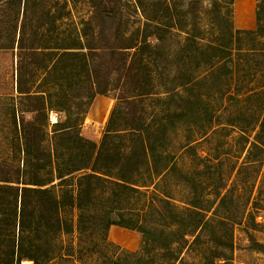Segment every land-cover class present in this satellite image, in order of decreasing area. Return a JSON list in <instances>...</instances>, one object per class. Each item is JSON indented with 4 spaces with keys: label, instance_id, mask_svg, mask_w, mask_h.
Masks as SVG:
<instances>
[{
    "label": "rangeland",
    "instance_id": "rangeland-1",
    "mask_svg": "<svg viewBox=\"0 0 264 264\" xmlns=\"http://www.w3.org/2000/svg\"><path fill=\"white\" fill-rule=\"evenodd\" d=\"M8 1L0 0V172L7 169L12 174L17 165H22L23 158L22 141L14 121L18 122L20 115L29 119V106L34 103L27 101L21 91L45 88L38 85L43 71L35 68L31 56H25L20 35L25 48L73 45L77 40L86 44L97 42L91 36L94 24L90 22L88 0H28L24 10L21 7L19 11ZM188 1L121 0L111 30L118 33L126 27L128 34L137 28L150 31V21L152 25L155 20L166 24L169 20L165 4L172 13L174 9L181 11L174 15V22L188 30L190 13H183ZM257 3L258 0H214L212 4L211 0H201L193 7L199 36L205 42L209 36L220 35L218 42L225 44L223 35L227 36L230 28L254 29ZM162 34L166 35L163 40L148 37L151 46L164 43L169 51L183 42L184 32L179 30ZM241 36V49L231 50V61L225 60L231 65V72L219 68L220 65L209 70L200 65L198 72H192L200 75L201 82L195 91L201 93L200 101L184 92L183 98L175 97L176 101L165 99L162 81L169 84L175 72L168 69L169 74L162 76L156 68L155 53L151 54L148 73L152 76V88L158 93L137 102V107L150 121L164 119L167 110L172 114L175 105L183 109L172 114L165 139L159 143L160 152L168 153L167 167L155 175L147 173L146 168L137 172V184L147 186H141L139 192H129L123 202L133 218H139L141 210H147L149 200L154 201L156 209L158 199L169 201L170 206L159 208V213L155 211L149 221L157 225L164 221L165 229L172 230L175 241L171 248L178 255L173 264H209L212 258L215 264H264V252L253 247L254 241L264 244V36ZM199 41L203 43L200 38ZM251 47L255 51H249ZM218 54L227 56L226 51ZM143 78L136 84L113 83L115 89L97 94L80 121L81 135L98 145L116 103L115 96L128 95L134 88L139 90ZM178 112L183 113L182 117ZM59 114L53 110L48 113L49 125ZM45 129L51 133L50 126ZM76 176L77 173L68 177L73 190ZM167 209L175 214L169 216ZM189 210L202 212L210 223L183 235L192 228L188 224L195 218ZM62 215L72 219L73 230L52 236L54 250L49 264H170L166 250L150 249L148 253L135 229L110 225L105 233L94 230L84 235L76 228V209L66 208Z\"/></svg>",
    "mask_w": 264,
    "mask_h": 264
},
{
    "label": "trees",
    "instance_id": "trees-1",
    "mask_svg": "<svg viewBox=\"0 0 264 264\" xmlns=\"http://www.w3.org/2000/svg\"><path fill=\"white\" fill-rule=\"evenodd\" d=\"M88 1L92 12L90 22L94 24L91 25V36L96 44L77 40L73 45L41 44L25 48L20 35V47L24 48L25 56H31L35 68L43 71L38 85L45 88L21 91L27 101L34 102L29 106L32 113L29 119L20 115L18 122L14 121L22 141V165H17L12 174L7 169L0 172V264H20L23 260H30L32 264H49L54 250L52 236L73 230L72 219L62 215L66 208L76 209L79 233L86 235L94 230L105 233L110 225L135 229L141 234L148 253L150 249L166 250L169 263L177 261L178 255L171 248L175 241L172 230L165 229L164 221L158 225L149 221L150 215L155 211L159 213V208L165 204L170 206L169 201L158 199L160 204L156 209L154 201L149 200L147 210L134 214L137 216L140 212L139 218H133L135 216L123 202L129 192H139L141 186H147L137 184V172L146 168L147 173L155 175L167 167L168 153L160 152L159 143L165 139L172 114L183 109L175 105L172 114L167 110L164 119L150 121L137 107L145 97L158 93L153 90L152 76L148 73L151 54L155 53L156 68L160 69L162 76L168 73V69L175 72L169 84L162 81L165 99L176 101L175 97L183 98L187 93L200 101L201 93L195 92L201 82L200 75L192 72H198L200 65L207 66L208 70L220 65L219 68L231 72V65L225 60L230 58L231 50L241 49V35H247L248 39L264 36V0L257 3L255 28H230L228 35H223L225 44L218 42L220 35L209 36L205 42L203 36H199L201 32L193 7L201 0H189L183 12L190 13L188 30L174 22V15L181 14V11L174 9L172 13L165 4L169 22L161 24L155 20L152 25L150 21V31L137 28L128 34L126 27L118 33L111 30V21L120 9L121 0ZM27 2L9 0L8 4L19 11L21 7L24 10ZM173 29L184 32V38L182 44L172 50L167 51L164 43L153 47L147 40L150 36L157 41L163 40L166 35L162 33H170ZM249 49L255 51L253 47ZM223 51L227 56L218 54ZM141 76L144 77L143 85L138 86L141 89L134 88L127 92L128 95L115 96L116 103L110 110L99 144L83 137L79 130L80 121L93 98L115 89L117 82L139 83ZM183 107L185 113L186 107ZM52 110L62 115L59 114L49 125L48 113ZM177 115L182 117L183 113ZM45 126L51 127V133ZM75 173L73 190L68 177ZM189 213L195 217L194 222L188 224L192 228L183 235L210 223L200 211L189 210ZM166 214L175 213L167 209ZM212 233L216 234L215 230ZM253 245L264 252V244L254 241ZM214 259L209 264H215Z\"/></svg>",
    "mask_w": 264,
    "mask_h": 264
},
{
    "label": "bare ground",
    "instance_id": "bare-ground-1",
    "mask_svg": "<svg viewBox=\"0 0 264 264\" xmlns=\"http://www.w3.org/2000/svg\"><path fill=\"white\" fill-rule=\"evenodd\" d=\"M250 11V10H249ZM243 22V21H242ZM250 25V24H249ZM103 110V109H102ZM115 239V238H114ZM119 239V238H118ZM124 242V241H123ZM26 261H28V260H23L22 262H26Z\"/></svg>",
    "mask_w": 264,
    "mask_h": 264
}]
</instances>
